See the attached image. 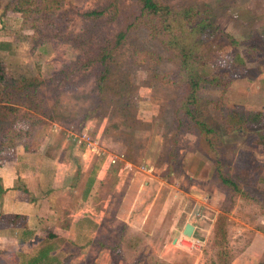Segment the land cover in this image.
<instances>
[{"label":"rangeland","instance_id":"obj_1","mask_svg":"<svg viewBox=\"0 0 264 264\" xmlns=\"http://www.w3.org/2000/svg\"><path fill=\"white\" fill-rule=\"evenodd\" d=\"M10 1L0 0V62L17 84L46 80L37 90L52 116L20 106L15 125L29 122L33 136L27 142L54 138L51 146L61 156L66 154L76 164L72 154L78 155L88 188L84 212L96 211L101 226L95 239L88 234L85 242L104 245L99 247L103 252L90 258L91 264H219L223 258L239 257L254 231L264 234V144L254 134L256 130L264 134V118L254 124L237 123L231 112L239 106L264 113V0H157L174 7L195 5L214 14L221 32L205 39L202 47L205 75L228 69L230 64L224 61L234 52L243 60L228 80L199 87L200 114L213 129L209 137L214 138V149L197 131L180 129L173 142L175 113L185 90L169 80L177 70L172 53L141 21L130 28L112 56L102 93L97 63L69 79H56L82 49H89L90 39L112 42L138 14L137 0H62L55 24L40 28L11 11ZM93 10L100 17L85 15ZM229 37L238 41L236 48ZM80 134L90 139L94 151L84 149L86 141L76 143ZM216 154L224 172H240L237 181L245 194L222 188L215 173ZM112 157L119 161L110 163ZM146 168L156 178L148 179ZM68 195V200L77 198L73 191ZM219 215L228 231L214 239ZM141 217L143 222L137 219ZM123 219L133 225L126 226ZM190 220L199 227L196 237L201 243L183 250L171 241ZM263 260L264 250L262 264Z\"/></svg>","mask_w":264,"mask_h":264},{"label":"trees","instance_id":"obj_2","mask_svg":"<svg viewBox=\"0 0 264 264\" xmlns=\"http://www.w3.org/2000/svg\"><path fill=\"white\" fill-rule=\"evenodd\" d=\"M61 1L11 0L7 6L11 11L19 13L25 19H30L34 27L40 28L42 25L43 27H51L55 24L56 11ZM137 2L139 4L138 14L115 34L112 42L102 44L90 39L87 41L89 49H82L80 56L61 69L57 74L59 77L56 79L61 80L62 77L69 79L79 70L97 63L100 67L97 77L98 89L102 93L107 76L111 72L110 61L112 56L114 57L117 48L124 42L130 28L141 21L163 47L172 53L177 62V70L174 75L169 77V80L174 84L183 86L185 90L175 113L177 125L174 126L173 142L177 141V131L185 129L186 131H197L199 135H205L208 144L213 148L214 138L209 137L213 129L205 122L204 114H200L202 103L198 95L199 87L203 83L221 84L228 80L231 75L235 74L234 66L237 63L244 64L241 56L238 52H234L231 58L224 61V64L229 62L228 69L215 71L210 76L205 75L202 69L206 64V56L202 52V47L205 39L213 38L221 32L214 23V14L207 9L198 10L195 5L174 7L157 0H137ZM85 15L93 16V18L100 17V13L95 10L87 12ZM229 44L236 48L239 43L235 38L229 37ZM45 82L46 80L32 79L17 84V80L6 73L0 62V153L11 149L18 141L26 143L28 136H33L30 135L32 132H28V121L18 123V128L15 125L14 115L20 106L48 115L49 118L52 117L44 109L37 90ZM231 112L236 117L237 123L254 124L264 118V113L261 111L244 110L239 106H234ZM25 115L30 116L31 113L26 111ZM5 129L6 131H4ZM254 134L257 142L264 144V134L260 130H256ZM173 152L172 149L170 155H173ZM216 155L218 156L215 159V173L222 188L230 189L233 193L245 194L237 181L240 178V172L234 174L224 172L218 158L219 154ZM227 231V223L224 217L219 215L215 220L214 239L224 237ZM221 261L219 264H230L232 259L227 257Z\"/></svg>","mask_w":264,"mask_h":264},{"label":"crops","instance_id":"obj_3","mask_svg":"<svg viewBox=\"0 0 264 264\" xmlns=\"http://www.w3.org/2000/svg\"><path fill=\"white\" fill-rule=\"evenodd\" d=\"M37 139L33 143L18 141L0 153V264H91L90 258L103 252L99 247L104 245L95 240L85 242L88 234L95 239L101 228L96 211L91 215L84 212L88 191L85 168L77 164L76 152L72 154L77 159L75 164L71 157L53 150L54 138L41 143ZM79 157L84 165L82 153ZM143 173L148 179L156 178L152 171ZM144 185L147 187L149 181ZM71 191L76 193L75 201L68 200ZM67 201L71 203L69 208ZM137 219L144 221L142 217ZM122 222L133 225L128 219ZM254 232L249 245L230 264H262L264 234Z\"/></svg>","mask_w":264,"mask_h":264},{"label":"built area","instance_id":"obj_4","mask_svg":"<svg viewBox=\"0 0 264 264\" xmlns=\"http://www.w3.org/2000/svg\"><path fill=\"white\" fill-rule=\"evenodd\" d=\"M75 141L78 145H80V144H82V142L86 141L87 146L84 149L88 150L90 152H92L96 149V147L92 145V142L90 141V139L88 137L86 138L85 134L77 135ZM117 161H119V157L109 158L110 163H116ZM125 165L127 166L129 164H125ZM145 171H152V169L146 168ZM193 226H194V229H193V234L191 236L184 235L182 233V231H180V233H178V235H176L174 237L173 245L178 247V248H181L183 250H191L194 247H197L198 245H200L201 240L196 237V230L199 227L195 223H193Z\"/></svg>","mask_w":264,"mask_h":264},{"label":"water","instance_id":"obj_5","mask_svg":"<svg viewBox=\"0 0 264 264\" xmlns=\"http://www.w3.org/2000/svg\"><path fill=\"white\" fill-rule=\"evenodd\" d=\"M193 229H194L193 224L190 223V222H187V223L184 225L183 229H182V233H183L184 235L191 236V235L193 234Z\"/></svg>","mask_w":264,"mask_h":264}]
</instances>
